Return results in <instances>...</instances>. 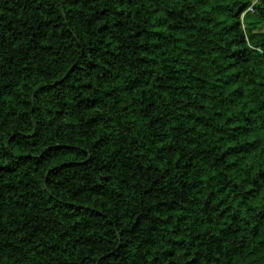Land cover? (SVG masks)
I'll use <instances>...</instances> for the list:
<instances>
[{
    "label": "trees",
    "instance_id": "16d2710c",
    "mask_svg": "<svg viewBox=\"0 0 264 264\" xmlns=\"http://www.w3.org/2000/svg\"><path fill=\"white\" fill-rule=\"evenodd\" d=\"M0 264H264V0H0Z\"/></svg>",
    "mask_w": 264,
    "mask_h": 264
},
{
    "label": "rangeland",
    "instance_id": "374dc122",
    "mask_svg": "<svg viewBox=\"0 0 264 264\" xmlns=\"http://www.w3.org/2000/svg\"><path fill=\"white\" fill-rule=\"evenodd\" d=\"M257 0H253V2H256Z\"/></svg>",
    "mask_w": 264,
    "mask_h": 264
}]
</instances>
